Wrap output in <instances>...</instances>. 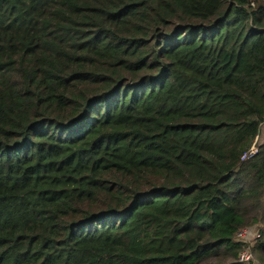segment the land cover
Segmentation results:
<instances>
[{"label":"trees","instance_id":"obj_1","mask_svg":"<svg viewBox=\"0 0 264 264\" xmlns=\"http://www.w3.org/2000/svg\"><path fill=\"white\" fill-rule=\"evenodd\" d=\"M263 123L264 0H0V264H264Z\"/></svg>","mask_w":264,"mask_h":264},{"label":"built area","instance_id":"obj_2","mask_svg":"<svg viewBox=\"0 0 264 264\" xmlns=\"http://www.w3.org/2000/svg\"><path fill=\"white\" fill-rule=\"evenodd\" d=\"M256 147L253 145L248 151H246L241 160H245L246 158L255 155ZM253 230L250 228H243L237 231L234 240L236 242L242 243L243 247L238 253V262L241 264H261L255 255L253 254V247L255 245V240L258 238V233L250 236V233Z\"/></svg>","mask_w":264,"mask_h":264},{"label":"crops","instance_id":"obj_3","mask_svg":"<svg viewBox=\"0 0 264 264\" xmlns=\"http://www.w3.org/2000/svg\"><path fill=\"white\" fill-rule=\"evenodd\" d=\"M257 145L263 144L264 143V123L260 126V130H259V134L254 142ZM251 230H253L250 233V236L257 234L258 232V227L254 226L250 228Z\"/></svg>","mask_w":264,"mask_h":264}]
</instances>
